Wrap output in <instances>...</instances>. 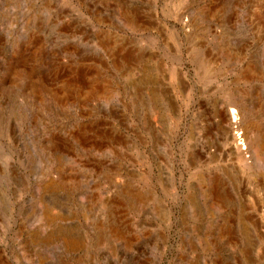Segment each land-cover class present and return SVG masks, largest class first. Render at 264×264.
Here are the masks:
<instances>
[{"label": "rangeland", "instance_id": "obj_1", "mask_svg": "<svg viewBox=\"0 0 264 264\" xmlns=\"http://www.w3.org/2000/svg\"><path fill=\"white\" fill-rule=\"evenodd\" d=\"M261 140L264 0H0V264H264Z\"/></svg>", "mask_w": 264, "mask_h": 264}, {"label": "bare ground", "instance_id": "obj_2", "mask_svg": "<svg viewBox=\"0 0 264 264\" xmlns=\"http://www.w3.org/2000/svg\"><path fill=\"white\" fill-rule=\"evenodd\" d=\"M228 113V112H227ZM236 114H238L237 112H236V109H231V117H233L235 120L237 119L238 120V118H237V115ZM229 115V114H228ZM230 117V116H229ZM255 141V139H252V141ZM254 143V142H253ZM233 144V143H232ZM240 144H241V146L243 147V148H248V146H246L247 144H246V142H245V138L244 139H242L241 137H240ZM237 149L238 148H240V146L239 145H237V147H236ZM254 148V147H253ZM253 153V155L255 156V159H256V161L257 162H259V163H264V141H260V142H258V144H257V146L255 147V150L252 152Z\"/></svg>", "mask_w": 264, "mask_h": 264}]
</instances>
